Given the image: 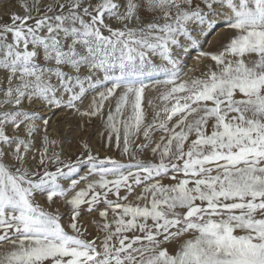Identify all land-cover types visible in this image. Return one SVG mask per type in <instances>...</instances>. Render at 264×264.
Here are the masks:
<instances>
[{"label": "snow or ice", "instance_id": "snow-or-ice-1", "mask_svg": "<svg viewBox=\"0 0 264 264\" xmlns=\"http://www.w3.org/2000/svg\"><path fill=\"white\" fill-rule=\"evenodd\" d=\"M18 7L0 264H264V0Z\"/></svg>", "mask_w": 264, "mask_h": 264}, {"label": "rangeland", "instance_id": "rangeland-1", "mask_svg": "<svg viewBox=\"0 0 264 264\" xmlns=\"http://www.w3.org/2000/svg\"><path fill=\"white\" fill-rule=\"evenodd\" d=\"M19 0H0V18H7L12 12L20 11Z\"/></svg>", "mask_w": 264, "mask_h": 264}]
</instances>
